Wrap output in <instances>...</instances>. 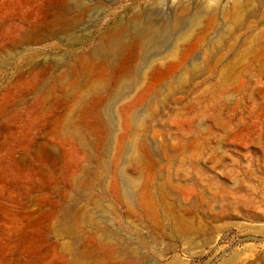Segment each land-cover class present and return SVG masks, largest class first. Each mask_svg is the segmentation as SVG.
<instances>
[{
    "label": "rangeland",
    "instance_id": "374dc122",
    "mask_svg": "<svg viewBox=\"0 0 264 264\" xmlns=\"http://www.w3.org/2000/svg\"><path fill=\"white\" fill-rule=\"evenodd\" d=\"M0 264H264V0H0Z\"/></svg>",
    "mask_w": 264,
    "mask_h": 264
},
{
    "label": "bare ground",
    "instance_id": "6f19581e",
    "mask_svg": "<svg viewBox=\"0 0 264 264\" xmlns=\"http://www.w3.org/2000/svg\"><path fill=\"white\" fill-rule=\"evenodd\" d=\"M138 28L141 29L142 32L150 35L151 39L161 38L165 30H160V28L156 27L153 23L148 22L145 26L141 24H137ZM154 41V40H153Z\"/></svg>",
    "mask_w": 264,
    "mask_h": 264
}]
</instances>
